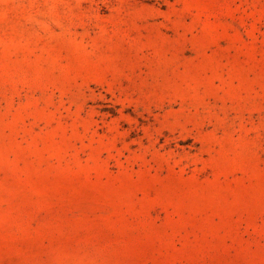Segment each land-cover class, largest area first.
Segmentation results:
<instances>
[{
  "label": "rangeland",
  "instance_id": "rangeland-1",
  "mask_svg": "<svg viewBox=\"0 0 264 264\" xmlns=\"http://www.w3.org/2000/svg\"><path fill=\"white\" fill-rule=\"evenodd\" d=\"M0 264H264V0H0Z\"/></svg>",
  "mask_w": 264,
  "mask_h": 264
}]
</instances>
